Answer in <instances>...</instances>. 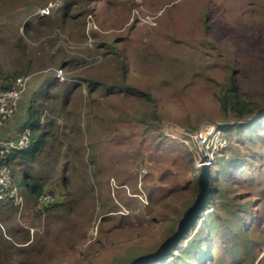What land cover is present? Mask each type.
Instances as JSON below:
<instances>
[{
	"label": "rangeland",
	"instance_id": "1",
	"mask_svg": "<svg viewBox=\"0 0 264 264\" xmlns=\"http://www.w3.org/2000/svg\"><path fill=\"white\" fill-rule=\"evenodd\" d=\"M15 76L28 81L2 128L29 104L40 113L51 137L35 168L55 205H0V264H127L153 252L199 192L201 151L220 196L170 254L223 202H248L239 216L263 264L264 0H0V89ZM230 78L263 109L224 115Z\"/></svg>",
	"mask_w": 264,
	"mask_h": 264
},
{
	"label": "trees",
	"instance_id": "2",
	"mask_svg": "<svg viewBox=\"0 0 264 264\" xmlns=\"http://www.w3.org/2000/svg\"><path fill=\"white\" fill-rule=\"evenodd\" d=\"M70 16L71 15L69 14L64 15L65 20L63 21H68ZM122 72L124 73V69ZM19 77L24 76H15L11 78V83ZM11 83L2 89H8ZM218 98L220 102V109L223 114H233L235 119H247L252 114L263 109V106L261 108L259 105H254L251 101L247 100L248 98L240 92L233 78H230L229 85L225 93L220 94ZM26 115V121L20 128V132L27 127L31 130L30 125L32 122H38L40 119V113L37 110H33L30 104L27 107ZM262 115L264 116V111L261 112L258 117H261ZM250 123L251 122H245V124L248 125ZM232 127L234 126L226 124L223 129L229 130ZM22 151L13 152L7 159L6 163L9 164V159L12 155H17ZM63 182L66 183L67 181L64 180ZM210 182L211 181H209V187ZM26 188L31 195L33 206L38 210H42L41 212L47 211L49 207H53L55 205L53 202L50 205H44L40 208L37 207L38 199L41 195L49 194L54 198L51 193H44L42 184H40L37 180H30L29 182H26ZM196 192L198 194L197 187ZM213 195L218 197L220 196V192L215 187L210 188L209 203L207 205L209 208L212 204ZM3 204H8L18 209V207L15 206L11 200H8L0 205ZM220 207H222L223 214H219L218 211L213 214H208L199 228L195 231L194 235L185 243L184 247L176 255L169 254L166 256L162 261L170 259L163 264H201L202 262L205 264H253L257 257L253 251L257 240L251 227L243 225L247 217L239 216V212L241 210L246 213L248 212V202L244 204L235 203L233 205H228L227 202H223V206ZM210 220L211 222L207 225ZM214 253H216V256L212 257ZM159 262L150 264H157Z\"/></svg>",
	"mask_w": 264,
	"mask_h": 264
},
{
	"label": "built area",
	"instance_id": "3",
	"mask_svg": "<svg viewBox=\"0 0 264 264\" xmlns=\"http://www.w3.org/2000/svg\"><path fill=\"white\" fill-rule=\"evenodd\" d=\"M54 7L56 6L48 4L45 7L36 9L33 15L42 18L48 15ZM56 78L63 81L60 71L57 72ZM27 81L28 77H19L11 83L8 89H0V128L18 111ZM202 139L203 143L207 140V137ZM29 144L30 129L28 128L15 136H0V204L11 200L15 206L19 208L22 206V197L18 188L14 185L11 166L6 161L13 152L25 150ZM53 202L54 198L51 195L44 194L39 197L37 207L50 205ZM261 259H263V256H260L255 264H260Z\"/></svg>",
	"mask_w": 264,
	"mask_h": 264
},
{
	"label": "crops",
	"instance_id": "4",
	"mask_svg": "<svg viewBox=\"0 0 264 264\" xmlns=\"http://www.w3.org/2000/svg\"><path fill=\"white\" fill-rule=\"evenodd\" d=\"M27 117V115H26ZM26 117L20 122V120H13L11 121V123L8 125V129L4 128H0V136L1 137H10L9 136V132L11 131L14 132L15 130V125H19L18 127H22V125L25 123L26 121ZM11 125V126H10ZM42 122L39 119L38 122H32V124L30 125V144L27 147V149H25L22 152H19L17 155H12L9 159V164L11 166V168L14 169L13 173H14V180L16 183V187L19 190V193L22 197V206L20 207V209L24 210L25 208L31 212H37L36 207L33 206L32 199H31V195L29 194V191L26 188V182H29L30 180H37L40 184H42L43 189H44V193L49 191V188L46 187V183L44 182V180L39 176V174L37 175L36 172V168H35V163L36 160L38 158L37 153L39 152V143L41 147L46 148V146L48 145V142L45 141L49 136L47 129L45 128H41ZM13 127V129H11ZM29 128V127H27ZM10 130V131H9ZM43 138V139H42ZM42 141H45L46 145L42 144ZM62 141L59 142V146L62 145L61 143ZM50 145V143H49ZM33 146V148H32ZM44 151V150H43ZM42 151V152H43ZM41 152V153H42ZM40 153V152H39ZM40 153V154H41ZM39 154V155H40ZM31 203V204H30ZM33 212V214H34ZM1 213V211H0ZM28 239L24 240V242H27ZM22 242V243H24Z\"/></svg>",
	"mask_w": 264,
	"mask_h": 264
},
{
	"label": "water",
	"instance_id": "5",
	"mask_svg": "<svg viewBox=\"0 0 264 264\" xmlns=\"http://www.w3.org/2000/svg\"><path fill=\"white\" fill-rule=\"evenodd\" d=\"M202 162L199 165V173L197 175V184L199 192L193 202L183 212L181 218L178 220L175 231L164 239L153 252L140 255L132 259L127 264H150L162 261L168 256L177 246L181 240L190 232L194 226L196 219L202 210L209 203V165L205 153L201 151Z\"/></svg>",
	"mask_w": 264,
	"mask_h": 264
}]
</instances>
